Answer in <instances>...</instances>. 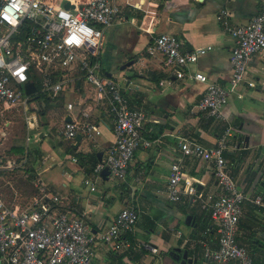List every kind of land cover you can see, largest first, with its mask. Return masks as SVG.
Here are the masks:
<instances>
[{"label": "crops", "instance_id": "1", "mask_svg": "<svg viewBox=\"0 0 264 264\" xmlns=\"http://www.w3.org/2000/svg\"><path fill=\"white\" fill-rule=\"evenodd\" d=\"M260 3L145 0L137 3L140 8L132 9L120 1L123 19L104 31L102 70L120 85L130 106L144 113L141 135L151 145L136 150L125 180L115 181L108 175L104 179L99 174L96 191L91 192L83 181L94 177L92 168L100 163L98 155L104 160L115 140L112 115L105 106L94 103L93 89L82 78L71 81L57 98L43 95L49 101L35 99L34 93L29 107L34 129L28 130L24 124L17 130L9 122L0 131L2 152L19 164L0 174L5 205L17 211L32 207L41 198L42 185L44 200L60 198L61 204L55 208L82 218L94 237L107 229L121 210L134 209L138 219L133 231L115 246L95 241L94 264H180L184 253L191 264H205L204 248L216 249L217 236L204 203L209 196L218 195L219 189L212 165L184 156L179 140L191 138L211 148L224 122L229 123L234 129L232 143L238 149L226 154L228 171L245 193L264 195V53L248 62L245 80L229 95L224 122H220L196 109L205 89L203 83L187 76L177 79L161 55H150L146 49L159 34L175 36L186 52L209 48L190 66L189 73L199 72L209 83L227 87L233 42L216 16L228 10L229 27L245 25L259 12ZM84 115L99 135L88 140L79 134L78 144L75 139L65 140L61 133L66 120L82 121ZM20 132L24 145L15 139ZM172 164H179L185 178L195 183L193 199L168 200L167 176ZM236 240L248 250L254 264H264V211L250 202L243 205ZM143 243L157 252L144 249Z\"/></svg>", "mask_w": 264, "mask_h": 264}, {"label": "built area", "instance_id": "2", "mask_svg": "<svg viewBox=\"0 0 264 264\" xmlns=\"http://www.w3.org/2000/svg\"><path fill=\"white\" fill-rule=\"evenodd\" d=\"M120 1L138 9L137 3L145 0H0V126L5 128L10 122L7 117L21 109L27 129H34L35 121L27 115L33 95L57 98L71 81L82 78L93 89L94 103L105 106L114 123L115 140L107 148L105 159L94 167V177L83 181L91 192L96 191L99 174L105 167L113 180H125L136 150L151 145L141 135L144 113L130 106L120 85L105 77L102 70L104 31L123 19ZM260 2L259 12L245 25L229 27L228 10H221L216 16L233 42L227 87L209 83L199 72L189 73L190 66L209 48L186 52L175 36L159 34L152 37L146 49L150 55H161L165 67L177 79L187 76L205 85L196 109L207 118L224 122L223 109L229 95L245 80L248 62L254 55L264 53V0ZM65 4L69 7L65 8ZM27 83L35 86V94L25 93ZM87 117L65 122L63 138L74 140L81 134L93 140L98 136L96 126ZM233 134V127L224 122L211 148L191 138L179 140V150L184 156L212 165L219 189L218 195L209 196L204 203L217 236L216 249L204 248L205 264H254L248 250L237 243V228L244 203L250 202L264 211V195L245 193L229 173L226 154L238 149L232 143ZM18 165L2 152L0 135V174ZM40 193L41 198L23 211L8 208L0 195V262L3 264H94L95 241L115 246L124 234L133 231L138 219L134 209H123L107 229L94 237L82 218L55 208L61 204L60 198L53 196L49 198L51 202H46L42 185ZM166 193L172 203L197 195L195 183L185 178L179 164H172L168 170ZM141 247L157 252L149 244L143 243Z\"/></svg>", "mask_w": 264, "mask_h": 264}, {"label": "rangeland", "instance_id": "3", "mask_svg": "<svg viewBox=\"0 0 264 264\" xmlns=\"http://www.w3.org/2000/svg\"><path fill=\"white\" fill-rule=\"evenodd\" d=\"M47 101H49V100H47ZM27 115H31L30 112H28ZM7 120H9L12 125L16 126L17 130H21V128L25 124L24 113L22 112L21 109H17L15 111H13L12 115L7 117ZM1 129H4V128L1 127ZM15 137H16L15 139H17V141L22 142L23 145L25 144V139L22 137V132L18 133ZM30 143H32V142H30Z\"/></svg>", "mask_w": 264, "mask_h": 264}, {"label": "water", "instance_id": "4", "mask_svg": "<svg viewBox=\"0 0 264 264\" xmlns=\"http://www.w3.org/2000/svg\"><path fill=\"white\" fill-rule=\"evenodd\" d=\"M69 7V4H65V8H68ZM25 93L27 95H32L36 92V88L35 86L32 84V83H27L25 86ZM66 122H70V119H67ZM82 138L81 135H77L76 138H75V142L78 144V142L80 141V139ZM98 162H101V158H100V155H98ZM100 175L106 179V176L108 175V170L107 168H103L102 171L100 172ZM186 261L188 264H191L192 262L191 261H188L187 260V257H186V254L184 253L183 256H182V260L180 262V264H186Z\"/></svg>", "mask_w": 264, "mask_h": 264}, {"label": "trees", "instance_id": "5", "mask_svg": "<svg viewBox=\"0 0 264 264\" xmlns=\"http://www.w3.org/2000/svg\"><path fill=\"white\" fill-rule=\"evenodd\" d=\"M35 99H37V100H45V101L48 100V99L45 98V96H43V95L40 94V93H37V96L35 97ZM94 167H95V166H93L92 169H94Z\"/></svg>", "mask_w": 264, "mask_h": 264}]
</instances>
